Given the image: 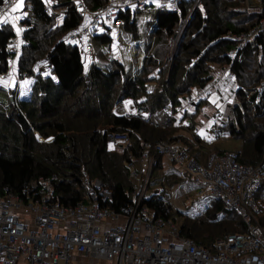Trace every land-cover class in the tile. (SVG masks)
I'll return each mask as SVG.
<instances>
[{
  "label": "trees",
  "instance_id": "obj_1",
  "mask_svg": "<svg viewBox=\"0 0 264 264\" xmlns=\"http://www.w3.org/2000/svg\"><path fill=\"white\" fill-rule=\"evenodd\" d=\"M48 1L53 8L51 14L46 11ZM83 2L92 11L107 0ZM179 6V13L153 4L147 10L135 8L119 13L122 21L119 27L132 33L139 48L142 39L138 38V13L155 9L154 21L146 26L144 55L138 71L127 69L118 60H112L106 67L93 63L85 71L79 48L64 40V35L82 20L72 1L24 0L25 13L19 19L22 28L17 75L32 77L33 84L27 98L19 99L15 95L13 99H7V104H0L1 194L7 189L27 199L32 195L31 181L54 176L53 198L75 205L87 201L85 178H100L111 191L108 205L119 210L132 196L127 162L139 153L142 142L179 139L189 151L193 149L191 155L202 161L201 152L213 148L207 147L201 137L191 134L186 138L177 134L178 125L155 126L135 115L131 118L117 116L113 108L130 98L135 105H144L151 114H158L162 107L169 106L175 115L180 111L178 106L193 89L205 87L212 79L214 64L230 65L235 80L241 79L246 57H253L264 48V30L243 49L240 61L227 56L226 52L234 42L224 35L243 31L262 18L264 0L259 9L253 10V19L249 21L246 13L252 10L246 0H201L170 58V37L191 5L188 1ZM57 11L64 14L61 20ZM15 36L10 24L0 25V74L9 70L10 60L15 55L7 52ZM111 42L112 37L106 32L93 36L94 46ZM44 59H48L51 66V72L46 76L35 71L38 62ZM257 65L255 77L248 85H238L234 97L238 102L226 105L217 126L223 135L226 133L240 140L241 145L235 151L239 163L260 165L262 183L256 194L259 200L264 196V95L256 100L255 89L264 79V71L259 70L262 68L260 62ZM205 101L208 102L204 98L198 99L190 115L197 114ZM225 110H230L228 117ZM109 131L126 132L128 143L110 147L106 140ZM215 149L212 150L215 153L233 151L231 148ZM155 167L163 171L161 157ZM157 196L154 194L146 199L155 215L172 219L181 235L202 247L212 249L215 239L244 230L239 214L225 208L221 199H212L209 204L212 206L202 216L192 219L183 217L179 211L174 214L170 203ZM258 207V219L264 224L262 205L258 203Z\"/></svg>",
  "mask_w": 264,
  "mask_h": 264
},
{
  "label": "built area",
  "instance_id": "obj_2",
  "mask_svg": "<svg viewBox=\"0 0 264 264\" xmlns=\"http://www.w3.org/2000/svg\"><path fill=\"white\" fill-rule=\"evenodd\" d=\"M71 1L82 20L64 35V40L77 46L81 55L84 52L88 55L93 53L94 35L106 32L113 37L116 34L122 23L118 16L121 11L135 8L147 10L153 3L152 0H107V3L91 11L83 0ZM188 1L191 5L189 11L170 37V58L174 56L187 23L201 0L158 2L160 9L179 13V5ZM18 2L2 0V23L8 22L11 9ZM261 2L246 0L251 9L260 8ZM52 9L48 1L46 11L51 14ZM57 12L61 20L64 14ZM21 28L19 23V31ZM263 30L264 16L243 31L227 32L224 36L234 42L227 50V56L233 61L242 60L243 49L255 41ZM15 35L7 47V52L14 54L19 50V36ZM255 92L256 100L263 97L264 79ZM185 99L192 100L190 95ZM126 105V100L118 103L115 113L127 118L135 115L155 126L169 127L175 123L176 116L169 106L162 107L158 114H151L144 105L132 108ZM183 107L182 103L178 106L180 110ZM223 110L219 107L212 115V126L207 133L213 138L223 135L216 127ZM106 140L111 145L119 143L124 146L129 138L124 131H109ZM141 145L139 153L127 162L132 196L119 210L108 205L111 191L100 178H85L87 201L75 205L53 198L54 176L31 181L32 195L27 199L7 189L0 193V264H77L72 259L77 254L104 260L105 264H264V224L258 219L256 197L262 183L260 165L239 163L235 151H210L206 159L200 161L179 139L142 142ZM165 155L177 166V172L201 183L198 197L207 193L209 201L221 199L225 208L235 210L244 224V230L215 239L212 249H208L181 235L172 219L156 216L146 204V199L151 196V174L158 157Z\"/></svg>",
  "mask_w": 264,
  "mask_h": 264
},
{
  "label": "rangeland",
  "instance_id": "obj_3",
  "mask_svg": "<svg viewBox=\"0 0 264 264\" xmlns=\"http://www.w3.org/2000/svg\"><path fill=\"white\" fill-rule=\"evenodd\" d=\"M17 6H20L18 9L19 11L9 16L12 18L13 22L16 23L19 21V18L25 13V10L23 8L24 6V0H18ZM251 9V8H250ZM259 9V8H258ZM15 10V7L11 9V12ZM252 11H247L246 18L249 20L253 19L252 12L256 9H251ZM154 10L151 12L145 11L142 13H138V23L140 26L139 30V39H142L139 41L140 47L137 48L135 44V38L132 35V33L125 31L123 28L119 27V29L116 31V34L112 37V42L106 45H96L93 48V54H87V52H84V55H82L83 58V64L85 66V71L88 70L89 66L93 63H97L99 65L107 66L108 63H110L112 60H118L122 62L127 69L132 68L133 71H138L139 67L141 65V60L144 55V38L147 34V28L146 26L148 23H151L154 21ZM7 21V20H6ZM151 21V22H150ZM0 24H2V21H0ZM14 30L19 31L18 26L16 27L15 24L12 26ZM20 38V36H19ZM245 62V72L242 74L241 79H231L229 76H225V79L219 81V79H216L214 81V88L207 89L208 91H203V89H193V91L190 94V97L192 100L188 101L187 99L183 100L182 105L189 111L193 108L195 105V102L199 99V97H204L207 99L209 104L203 105L200 109V111L196 114L197 120H205V124L201 125L199 127V132L203 133L205 138L203 141L206 142L208 145L207 147H212L213 149L208 150H214L215 148H223V149H229L236 151L240 147V140L234 139L228 134L221 135L219 137L212 138L207 133V130L210 129L212 126L211 121V115L217 108L224 109L226 108V105L228 103H231L230 105L237 103L235 97V91L240 84L248 85V83L255 77V72L257 64L260 62L259 70L264 71V48H262L261 51H259L256 55L253 57L248 56L244 60ZM42 65H40V74L43 76L47 75L49 71L51 70L50 64L48 59H45L42 61ZM37 67V66H36ZM37 71V68H36ZM39 71V70H38ZM216 71H213V75H216ZM30 78H25V82H30ZM211 84V83H210ZM14 88H6V90L0 89V104H7V99L10 97L11 99L14 98L15 93H10V90H14L17 88L19 90V84L13 85ZM24 83L20 84V87H23ZM219 86V87H218ZM210 87V86H209ZM217 87L219 89H222L220 92H218ZM232 88V92L227 91L228 89ZM22 88H20L19 92L22 93ZM226 92H228V99L224 100L221 97H225ZM221 96H220V94ZM132 105H135V103ZM227 112V116L230 115V110H225V113ZM224 113V118H225ZM177 116V113L175 114ZM190 116V115H188ZM207 116V118H206ZM191 117V116H190ZM223 117V116H222ZM223 118V120H224ZM222 119V118H221ZM177 120V118H176ZM180 125H183V122L179 123ZM198 124V122L196 123ZM174 125V124H173ZM179 126V125H178ZM200 137V136H199ZM240 144V145H239ZM109 146H117V145H111ZM218 146V147H217ZM112 147V148H113ZM206 150V149H205ZM206 150V151H208ZM216 150V149H215ZM191 154H193V149H190ZM166 159L169 160V157L167 155L164 156ZM204 160V158L202 159ZM177 166L167 164L166 171L163 172L158 167H155L153 169V172L151 174V183H150V195L158 194L157 197H161L164 199V201H167L170 203L172 207V211L174 212H180L183 217H188L195 219L199 216H202V214L205 212V210L212 206L209 205V194H205L203 197H198V189L202 188L201 183L194 180L193 178L189 176L182 177L180 174L177 173ZM176 171V172H175ZM258 203L262 205V209L264 211V196H260ZM151 213V212H150ZM263 215V212L262 214ZM222 214H219V217H221ZM72 259L77 264H105L104 260L99 259H92L87 258L83 256L82 254H77L76 256H72Z\"/></svg>",
  "mask_w": 264,
  "mask_h": 264
},
{
  "label": "crops",
  "instance_id": "obj_4",
  "mask_svg": "<svg viewBox=\"0 0 264 264\" xmlns=\"http://www.w3.org/2000/svg\"><path fill=\"white\" fill-rule=\"evenodd\" d=\"M153 1V5L155 6V7H157L158 6V2H159V0H152ZM17 4L18 3H16L15 5H13V7H15V10L13 11V15H14V13H16V12H18L19 11V7L20 6H17ZM12 7V8H13ZM155 10V9H154ZM20 19V18H19ZM19 22L20 21H18V22H16V23H14L13 22V20H12V18L10 17V19L8 20V24H10L11 26H13V24H15L16 25V27L19 25ZM1 25V24H0ZM14 33H17V35L18 36H20V34H21V32L20 31H17V30H14ZM19 43H21V38H19ZM19 52H17L15 55H14V57L10 60V67H9V70L6 72V73H4V74H0V89H6V88H14V87H12L11 86V84H13V85H18L19 84V90H20V88H22L23 90H22V93H20L19 92V90L17 89V88H15L14 90H12L14 93H15V95H16V97H18L19 99H23V98H27L28 96H29V94H30V89H31V86H32V84H33V78L32 77H19L18 75H17V58H18V56H19ZM93 54V53H92ZM91 54V55H92ZM81 58H82V55H81ZM45 60V59H44ZM43 60V61H44ZM49 61V60H48ZM82 61H83V58H82ZM42 64H44V63H42V61L41 62H38V64L36 65L37 67H35V71H36V68H37V72H40V65H42ZM49 64H50V61H49ZM51 67V66H50ZM39 70V71H38ZM216 71L217 73H216V75L214 76L213 75V71ZM50 72H51V70L49 71V73L47 74V75H49L50 74ZM211 73H212V79L206 84V86L205 87H203V88H197V89H203V91H208L207 89H209V88H214V81L216 80V79H219V81H222V80H227V79H229V78H231V79H235V77H234V75H233V73H232V71L230 70V65H225V66H219L218 64H214V65H212V70H211ZM46 76V75H45ZM225 76H229V78H227V79H225ZM25 78H30L31 80H30V82H25ZM21 83H24V86L23 87H20V84ZM211 83V84H210ZM210 86V87H209ZM219 87V86H218ZM217 87V90H218V92H220L222 89H219ZM4 91V90H3ZM227 91H229V92H232V88H230V89H228ZM220 94V93H219ZM220 96H221V94H220ZM201 98H204V97H199V99H201ZM222 99H224V100H226V99H228V92H226V94H225V97H221ZM204 99H206V98H204ZM207 100V99H206ZM198 101V100H197ZM196 101V102H197ZM126 103H127V107L128 108H132L134 105H132V103L134 104L135 102L132 100V99H130V98H127L126 99ZM183 103V102H182ZM206 104H209L208 102L206 103V101H205V103L203 104V105H206ZM184 106V105H183ZM194 109H195V105L193 106V108L192 109H190L189 111L185 108V107H183L182 108V110H180V111H178L177 112V116H176V118H177V120H175V125H178L181 121H183L184 122V125H179V126H177L178 127V130H177V134H181V135H183V136H185L186 138L187 137H191V134H193V136L195 137V136H200L203 140L205 139V138H207L206 136H204L203 135V133H200L199 132V127H200V124L201 125H203V124H205V120L203 121L202 119L200 120H197V118H196V114H192V115H190L191 113H193L194 112ZM201 109V108H200ZM186 111L187 112H189V114H186ZM200 111V110H199ZM198 111V112H199ZM197 112V113H198ZM116 114V113H115ZM213 114H214V112H213ZM212 114V115H213ZM188 115H190V116H188ZM212 115H211V121H212ZM182 117H184L183 119H182ZM206 118H207V116H206ZM198 122V124H196ZM213 122V121H212ZM188 124H190L189 125V127L191 128V129H188L189 127H188ZM209 136H211V135H209ZM212 137V136H211ZM213 138V137H212ZM210 151H212V150H208L207 152H205V151H202L201 152V159H206V157H207V155H208V153L210 152ZM213 152V151H212ZM161 159H162V162H163V171H165L166 170V166H167V164H171V165H173L172 164V162L170 161V159L168 160V159H166L164 156H162L161 157ZM203 161V160H202Z\"/></svg>",
  "mask_w": 264,
  "mask_h": 264
},
{
  "label": "bare ground",
  "instance_id": "obj_5",
  "mask_svg": "<svg viewBox=\"0 0 264 264\" xmlns=\"http://www.w3.org/2000/svg\"><path fill=\"white\" fill-rule=\"evenodd\" d=\"M116 111H118V109H116ZM174 125H175V123H174ZM217 125H218V123L216 124V127L219 128ZM219 129H220V128H219ZM220 130H221V129H220ZM221 131H222V130H221ZM222 132H223V131H222ZM128 175H129V171H128Z\"/></svg>",
  "mask_w": 264,
  "mask_h": 264
},
{
  "label": "clouds",
  "instance_id": "obj_6",
  "mask_svg": "<svg viewBox=\"0 0 264 264\" xmlns=\"http://www.w3.org/2000/svg\"><path fill=\"white\" fill-rule=\"evenodd\" d=\"M126 100V99H125ZM124 101V100H123ZM122 102V101H121ZM116 107V106H115ZM115 107L113 108V112H114V114H115V111H114V109H115ZM115 115H117V114H115ZM117 116H119V115H117Z\"/></svg>",
  "mask_w": 264,
  "mask_h": 264
}]
</instances>
